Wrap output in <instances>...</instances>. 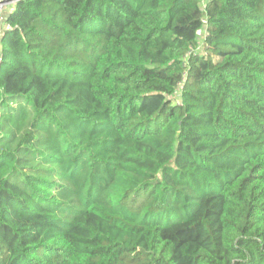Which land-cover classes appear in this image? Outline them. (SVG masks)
Segmentation results:
<instances>
[{
    "label": "trees",
    "instance_id": "16d2710c",
    "mask_svg": "<svg viewBox=\"0 0 264 264\" xmlns=\"http://www.w3.org/2000/svg\"><path fill=\"white\" fill-rule=\"evenodd\" d=\"M207 1L14 5L0 264H264V0Z\"/></svg>",
    "mask_w": 264,
    "mask_h": 264
},
{
    "label": "built area",
    "instance_id": "2783aa9c",
    "mask_svg": "<svg viewBox=\"0 0 264 264\" xmlns=\"http://www.w3.org/2000/svg\"><path fill=\"white\" fill-rule=\"evenodd\" d=\"M206 2L207 0H202L204 10L206 8ZM16 3H17L16 1L10 2L6 0H0V42H1L2 34H3L2 30L7 27L6 20L8 19L10 15L9 8L12 9ZM197 50L200 53H203V50H204L203 44H201V46H199ZM0 52H1V46H0ZM191 52H193V50Z\"/></svg>",
    "mask_w": 264,
    "mask_h": 264
},
{
    "label": "bare ground",
    "instance_id": "6f19581e",
    "mask_svg": "<svg viewBox=\"0 0 264 264\" xmlns=\"http://www.w3.org/2000/svg\"><path fill=\"white\" fill-rule=\"evenodd\" d=\"M6 1H10V2H19V1H21V0H19V1H17V0H6ZM207 3H208V1L206 2V5H207ZM202 8H203V6H202ZM10 9V8H9ZM11 13V12H10ZM7 21V20H6ZM4 31H5V28L2 30V33H4ZM2 36H3V34H2ZM0 46H1V42H0Z\"/></svg>",
    "mask_w": 264,
    "mask_h": 264
},
{
    "label": "crops",
    "instance_id": "0c3cea01",
    "mask_svg": "<svg viewBox=\"0 0 264 264\" xmlns=\"http://www.w3.org/2000/svg\"><path fill=\"white\" fill-rule=\"evenodd\" d=\"M12 10H13V9L10 8V9H9V12H12Z\"/></svg>",
    "mask_w": 264,
    "mask_h": 264
}]
</instances>
